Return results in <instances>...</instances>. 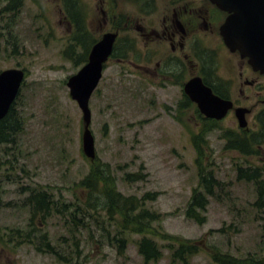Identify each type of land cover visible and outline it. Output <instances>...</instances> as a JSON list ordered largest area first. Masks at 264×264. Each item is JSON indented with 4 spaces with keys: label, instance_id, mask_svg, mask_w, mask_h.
I'll return each mask as SVG.
<instances>
[{
    "label": "rangeland",
    "instance_id": "1",
    "mask_svg": "<svg viewBox=\"0 0 264 264\" xmlns=\"http://www.w3.org/2000/svg\"><path fill=\"white\" fill-rule=\"evenodd\" d=\"M57 4L25 0L15 15L0 16V71L26 73L12 105L21 131L14 143L0 144V264H264V210L255 205L264 183V86L250 99H234L246 111V128H239L233 110L220 121L206 119L187 95L178 99L177 87L169 88L175 99L155 100L151 108L141 91L135 97L129 67L113 58L89 100L95 157L87 158L81 111L66 83L107 29L91 8L84 23L91 37L71 38ZM71 8L81 22L87 9ZM203 40L216 47L214 38ZM216 64L215 76L229 70L236 79L240 66H248L238 53L219 52ZM191 74L187 63L186 78ZM165 93L159 91L162 98ZM165 101L174 114L162 111ZM92 173L106 175L105 182L92 175L81 185ZM209 174L211 194L200 182ZM244 175L255 180L240 179ZM104 188L134 204L108 212ZM42 191L64 217L33 214L27 197ZM193 196L204 200L202 207L191 205ZM190 205L196 219L187 216ZM44 236L55 255L35 248ZM143 237L157 247V259L144 262ZM178 245L191 252L176 257Z\"/></svg>",
    "mask_w": 264,
    "mask_h": 264
},
{
    "label": "flooded vegetation",
    "instance_id": "2",
    "mask_svg": "<svg viewBox=\"0 0 264 264\" xmlns=\"http://www.w3.org/2000/svg\"><path fill=\"white\" fill-rule=\"evenodd\" d=\"M57 2L62 19L69 23V37L72 38L78 33L80 40L91 37L89 30L84 28V23L89 21L92 12L90 9H97L99 19L107 30L101 32L98 40L92 41V46L105 34L115 35L111 54L102 65V74L113 58L122 67L128 66L135 97L145 94L152 99L151 108L155 100L175 99L170 95V87L181 88L182 97L180 95L178 99L186 100L185 85L193 78H200L214 96L232 102L230 110L233 112L241 107L235 105L234 99H250L251 93L258 95L259 91L263 90L264 74L254 71L249 65L240 66L237 79L231 77L229 70L226 77L215 76L213 67L218 66L216 64L218 53L233 56L236 52H231L225 46L220 35V27L227 14L209 0H57ZM23 4L25 0H0L2 9L0 16L5 13H8V18L10 14L15 15V9ZM71 6L79 8L80 11L82 8L87 9L82 12L81 22L72 12ZM125 7L133 9V12L128 13ZM66 8L69 12H65ZM123 33L128 34L122 36ZM211 38L216 41L215 48L207 46L206 40H203ZM76 39L75 37L73 40ZM92 46L86 51L85 63L88 61ZM187 63L192 67V74L188 79ZM154 89L158 90L156 96ZM235 89L238 93L240 91L241 96L237 95ZM159 91L166 92V96L162 98ZM160 108L164 113L171 111L174 114L175 106L171 109L166 101ZM180 108L179 101L177 109Z\"/></svg>",
    "mask_w": 264,
    "mask_h": 264
},
{
    "label": "water",
    "instance_id": "3",
    "mask_svg": "<svg viewBox=\"0 0 264 264\" xmlns=\"http://www.w3.org/2000/svg\"><path fill=\"white\" fill-rule=\"evenodd\" d=\"M227 17L220 27V35L231 52L246 58L254 71L264 74V0H209ZM114 34H105L89 53L88 61L75 74L68 77L66 86L69 96L81 111L83 132L82 151L87 158L94 159V138L90 130L91 111L89 100L95 91L102 73V65L111 54ZM24 71L17 68L0 72V120L14 103L24 80ZM185 93L207 119L221 120L232 108V102L212 94L200 78H193L185 85ZM244 109L237 108L235 116L239 127L244 128Z\"/></svg>",
    "mask_w": 264,
    "mask_h": 264
},
{
    "label": "trees",
    "instance_id": "4",
    "mask_svg": "<svg viewBox=\"0 0 264 264\" xmlns=\"http://www.w3.org/2000/svg\"><path fill=\"white\" fill-rule=\"evenodd\" d=\"M20 131H21L20 122H18V117L16 116V114L12 112V107H11L8 114L0 121V144L14 143L13 136L17 134V132H20ZM258 137H262V136L259 135ZM92 175L93 173L88 175L85 179H83L81 181V185L83 186L87 185V181L90 178H92ZM104 176L105 178L100 176L99 174L98 175L94 174L93 175L94 182L95 180H97V178L98 179L101 178V179L97 180L96 183L98 181L105 182L106 175ZM110 179L112 178L110 177ZM240 179H244L245 181H252V180H255V176L254 175H250V176L244 175V176H240ZM200 182L205 184V187H204L205 192L207 194H211V187L214 183L213 177L210 174L208 177L201 176ZM258 187L260 188V190L258 191V196L255 202V205L257 206V208L264 210V183L261 186L258 185ZM103 195L108 199V208H109L108 212L110 213L112 210H115L116 208H121V210L124 211L125 209H127V206H129V204H134L132 199H122L119 196V194L113 190H106V188H104ZM27 202H28V205H30L33 208L32 212L34 215L41 214L44 218H47V217L52 216V214L54 213V215H60L64 217V212L62 210V207H57L56 202H54V200L51 199V197L48 196L44 191L29 194V196L27 197ZM203 203H204V200L201 201L200 199H197L195 196H193L191 199L192 206L202 207ZM191 205L187 211V216L189 218L196 219L195 215H193L195 210L192 209ZM144 213L146 212L145 211L140 212L138 214V217L142 218L144 216ZM123 229L125 228L123 227ZM135 230L137 232L141 231V230H137L136 228ZM15 232L19 233L20 231H15ZM20 238H21V235H20ZM25 238L27 239L25 242L29 243L30 241H28L29 240L28 235ZM121 242L123 244V239L121 240ZM35 248L37 249V251L47 252L48 254H51V255L56 254V252L54 251V247L46 239V236L41 238V240L38 242V245H36ZM138 251H139V254L142 255L144 262L155 260L157 259L159 255L157 247L155 246L153 241L145 237H143L140 240L138 244ZM190 252H191L190 247H187L186 245H178L177 249L175 250V256L182 258L184 254L190 253ZM214 259L219 261L220 257L214 256Z\"/></svg>",
    "mask_w": 264,
    "mask_h": 264
}]
</instances>
